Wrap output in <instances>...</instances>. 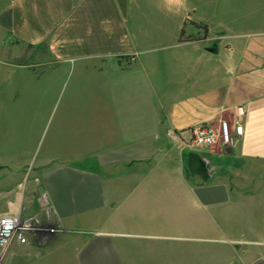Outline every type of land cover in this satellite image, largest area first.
<instances>
[{"label": "crops", "instance_id": "1", "mask_svg": "<svg viewBox=\"0 0 264 264\" xmlns=\"http://www.w3.org/2000/svg\"><path fill=\"white\" fill-rule=\"evenodd\" d=\"M0 55L91 120L0 158V214L48 230L3 264H264V0H0ZM221 120L230 147L188 144Z\"/></svg>", "mask_w": 264, "mask_h": 264}, {"label": "rangeland", "instance_id": "2", "mask_svg": "<svg viewBox=\"0 0 264 264\" xmlns=\"http://www.w3.org/2000/svg\"><path fill=\"white\" fill-rule=\"evenodd\" d=\"M245 1L247 10L252 11L255 0ZM43 58V51L29 49L18 57L11 55L7 62L33 65ZM3 59L4 55H0V158L31 165L38 162L46 149L52 146L58 131V147H62L63 142L65 145L72 143L61 131H88L84 125L91 120L83 119L88 110L83 105L77 107L67 103L72 94L61 81L54 82L52 87L44 81L33 83V73L22 77L8 73L9 68L3 65ZM26 187L24 183L21 189L10 186L9 190L21 194ZM15 202L19 212L14 215L22 221L38 222L41 229L47 230L38 218L24 215V204L21 205L18 200ZM33 238L42 239V235Z\"/></svg>", "mask_w": 264, "mask_h": 264}, {"label": "built area", "instance_id": "3", "mask_svg": "<svg viewBox=\"0 0 264 264\" xmlns=\"http://www.w3.org/2000/svg\"><path fill=\"white\" fill-rule=\"evenodd\" d=\"M192 138L188 142L194 148L230 147L234 135L243 134V125L236 121L231 125L221 120L217 125L197 126L191 131ZM176 138L175 134H172ZM30 221H22L17 215L0 214V264L4 263L8 251L14 244L26 245L29 240L38 235H47L48 231L41 229Z\"/></svg>", "mask_w": 264, "mask_h": 264}, {"label": "trees", "instance_id": "4", "mask_svg": "<svg viewBox=\"0 0 264 264\" xmlns=\"http://www.w3.org/2000/svg\"><path fill=\"white\" fill-rule=\"evenodd\" d=\"M182 35H183V33L181 34V40H182Z\"/></svg>", "mask_w": 264, "mask_h": 264}]
</instances>
